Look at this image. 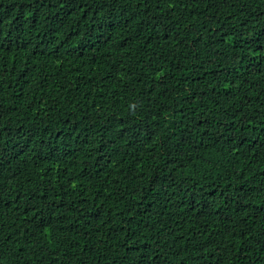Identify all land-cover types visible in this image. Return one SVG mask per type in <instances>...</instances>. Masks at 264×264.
Here are the masks:
<instances>
[{"label": "trees", "instance_id": "16d2710c", "mask_svg": "<svg viewBox=\"0 0 264 264\" xmlns=\"http://www.w3.org/2000/svg\"><path fill=\"white\" fill-rule=\"evenodd\" d=\"M0 264H264V0H0Z\"/></svg>", "mask_w": 264, "mask_h": 264}]
</instances>
